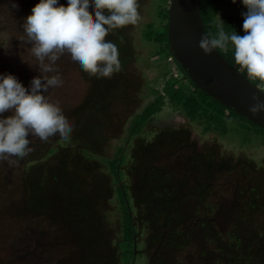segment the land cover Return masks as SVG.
<instances>
[{
	"label": "rangeland",
	"instance_id": "rangeland-1",
	"mask_svg": "<svg viewBox=\"0 0 264 264\" xmlns=\"http://www.w3.org/2000/svg\"><path fill=\"white\" fill-rule=\"evenodd\" d=\"M37 2L0 0V73L14 74L29 90L33 78L45 84L59 75L62 88L39 91L73 130L68 140L47 144L29 132L26 156L0 159V264H128L118 244L121 185L131 203L132 264H264L261 129L239 119L246 128L238 122L224 133L205 130L166 99L142 131L129 135L135 115L169 78L186 83L177 62L146 35L150 24L155 30L166 23L160 8L167 2L137 0L140 21L108 33L121 62L110 78L89 75L67 56L53 65L50 55H34L23 21ZM219 5L218 21L243 22L241 0ZM121 147L126 161L117 179L110 162ZM48 171L46 196L33 186L42 190ZM49 195L56 199L43 205ZM25 198L35 205L30 210Z\"/></svg>",
	"mask_w": 264,
	"mask_h": 264
},
{
	"label": "clouds",
	"instance_id": "clouds-1",
	"mask_svg": "<svg viewBox=\"0 0 264 264\" xmlns=\"http://www.w3.org/2000/svg\"><path fill=\"white\" fill-rule=\"evenodd\" d=\"M241 2L247 9L241 13L243 35L237 30L226 32L219 19L217 38L208 39L204 34L199 46L207 54L214 49H231L235 63L246 70L249 78L264 81V0ZM140 19L137 0H38L24 18L23 29L35 42L32 52L40 60L50 55L55 65L67 56L89 75L110 78L121 70V62L117 45L105 37L115 29L136 25ZM63 86L59 75L45 84L36 77L29 90L14 74L0 73V114L13 110L12 115L0 119V159L26 156L30 151L29 132L44 144L56 137L69 139L72 126L39 91ZM253 100L249 111L264 112V100L258 95Z\"/></svg>",
	"mask_w": 264,
	"mask_h": 264
},
{
	"label": "trees",
	"instance_id": "trees-1",
	"mask_svg": "<svg viewBox=\"0 0 264 264\" xmlns=\"http://www.w3.org/2000/svg\"><path fill=\"white\" fill-rule=\"evenodd\" d=\"M167 2L166 8H160L162 12H164V16L166 17V23L159 27L158 29H153L154 24H150V30L146 32L148 38L154 39V41L159 43L158 53L163 54V52H167V57L173 56L171 53V48L169 44L168 37V19H169V7L170 0H164ZM220 1L222 0H202L201 1V13L202 18L205 24V28L211 39L217 38L218 36V28L216 26L219 21L216 19L217 12L220 8ZM225 31H233L237 30L243 35L244 30L242 28V20L240 22L234 23L232 16H227L223 20ZM221 53L228 59V61L233 64L237 69H239L245 76L248 77V74L245 69L241 68L239 65L235 63L232 50L229 49L227 52L220 50ZM174 58V57H173ZM173 61H176L175 59ZM178 64V63H177ZM180 67V66H179ZM182 70V68L180 67ZM183 72V70H182ZM184 74V72H183ZM176 77H171L167 80L166 85L163 88V92L158 91L154 100H152L140 113L136 114L133 118L130 126L129 135H135L138 132L142 131L143 127L151 121L156 114L161 111L163 105L166 102V99L169 100L172 104L177 107H180L186 115H188L191 119H197L202 124H205L204 129H217L224 133L227 131V127L229 124L241 123V120H247L250 124L254 125L256 128L261 129V135L264 136V127L254 123L253 121L245 118L234 110L228 108L211 95L207 94L200 87L194 84L191 80L187 78L184 74L183 78L186 83H181L176 85L177 79ZM249 78V77H248ZM255 84H259L264 87V81L259 79H251ZM244 127L247 126L243 124ZM242 125V126H243ZM251 127V126H250ZM246 128V127H245ZM254 128V127H253ZM257 130V129H255ZM119 155L115 157L110 162V166L112 167V171L114 173L115 178H122L121 172V163L126 161V158L123 156L124 147L119 148ZM112 164V165H111ZM46 178V179H45ZM41 187H44L42 190H39L37 184L33 186L34 191L43 192L46 196L47 193H52L51 187L49 186V171L45 175L44 179L41 182ZM119 194L121 201L123 203V228L124 235L123 238L119 241V245L124 246V254L128 255V264H132V259L135 255V241H134V225L132 221L131 215V203H129V196L127 192V188L123 185L118 186ZM55 197L49 195V201L43 203V205H49L54 202ZM53 202H52V201ZM19 202V201H18ZM25 203V206L30 210L35 205L32 201H28L27 198L22 200ZM20 203V202H19ZM37 207V206H36ZM63 208V206L61 205ZM58 209V207H57ZM26 211V210H25Z\"/></svg>",
	"mask_w": 264,
	"mask_h": 264
},
{
	"label": "water",
	"instance_id": "water-1",
	"mask_svg": "<svg viewBox=\"0 0 264 264\" xmlns=\"http://www.w3.org/2000/svg\"><path fill=\"white\" fill-rule=\"evenodd\" d=\"M202 0H170L168 37L171 53L189 80L245 118L264 127V112L253 114L254 95L264 100V87L231 64L219 49L207 54L201 37L211 39L202 18Z\"/></svg>",
	"mask_w": 264,
	"mask_h": 264
},
{
	"label": "built area",
	"instance_id": "built-area-1",
	"mask_svg": "<svg viewBox=\"0 0 264 264\" xmlns=\"http://www.w3.org/2000/svg\"><path fill=\"white\" fill-rule=\"evenodd\" d=\"M169 60L173 61L174 60L173 56H170L169 57Z\"/></svg>",
	"mask_w": 264,
	"mask_h": 264
},
{
	"label": "flooded vegetation",
	"instance_id": "flooded-vegetation-1",
	"mask_svg": "<svg viewBox=\"0 0 264 264\" xmlns=\"http://www.w3.org/2000/svg\"><path fill=\"white\" fill-rule=\"evenodd\" d=\"M246 201V200H245ZM251 202V201H250ZM246 203H248L249 204V201H246ZM88 221H90V220H88Z\"/></svg>",
	"mask_w": 264,
	"mask_h": 264
}]
</instances>
